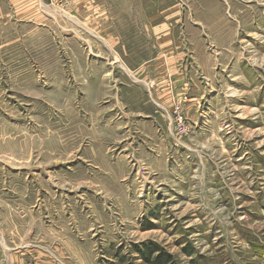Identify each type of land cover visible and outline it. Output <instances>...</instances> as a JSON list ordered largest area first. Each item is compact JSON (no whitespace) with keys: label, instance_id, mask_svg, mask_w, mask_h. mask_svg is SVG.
I'll return each instance as SVG.
<instances>
[{"label":"rangeland","instance_id":"374dc122","mask_svg":"<svg viewBox=\"0 0 264 264\" xmlns=\"http://www.w3.org/2000/svg\"><path fill=\"white\" fill-rule=\"evenodd\" d=\"M147 246L264 264V0H0V264Z\"/></svg>","mask_w":264,"mask_h":264},{"label":"trees","instance_id":"16d2710c","mask_svg":"<svg viewBox=\"0 0 264 264\" xmlns=\"http://www.w3.org/2000/svg\"><path fill=\"white\" fill-rule=\"evenodd\" d=\"M158 250H156L154 247L152 246H147L144 249H141L140 252L142 253V255L145 256V258L151 262L152 264H174L170 258V256L168 254L165 253H160L159 255H157L156 257H154L152 259V255L154 252H157Z\"/></svg>","mask_w":264,"mask_h":264},{"label":"crops","instance_id":"0c3cea01","mask_svg":"<svg viewBox=\"0 0 264 264\" xmlns=\"http://www.w3.org/2000/svg\"><path fill=\"white\" fill-rule=\"evenodd\" d=\"M230 25L231 24L230 23H227V22L223 24L224 27H229ZM112 35L113 34L111 33V36H109L110 37L109 38L110 39V46H111V48H114L118 44L119 41L117 39H115ZM193 106H197V102L196 103L195 102L194 103H190L188 105V107H190V108H192Z\"/></svg>","mask_w":264,"mask_h":264},{"label":"built area","instance_id":"2783aa9c","mask_svg":"<svg viewBox=\"0 0 264 264\" xmlns=\"http://www.w3.org/2000/svg\"><path fill=\"white\" fill-rule=\"evenodd\" d=\"M180 107L178 106L177 107V110H176V113H180ZM179 121L181 122V123H183V118H182V116L179 118ZM180 127V132L181 133H184V132H188V129L187 128H183V127H181V126H179Z\"/></svg>","mask_w":264,"mask_h":264}]
</instances>
